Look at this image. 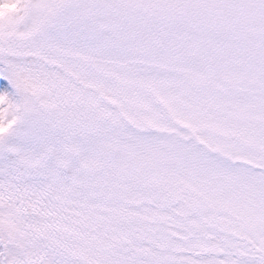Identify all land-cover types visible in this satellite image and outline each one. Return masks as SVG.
<instances>
[{
  "label": "snow or ice",
  "instance_id": "obj_1",
  "mask_svg": "<svg viewBox=\"0 0 264 264\" xmlns=\"http://www.w3.org/2000/svg\"><path fill=\"white\" fill-rule=\"evenodd\" d=\"M0 264H264V0H0Z\"/></svg>",
  "mask_w": 264,
  "mask_h": 264
}]
</instances>
